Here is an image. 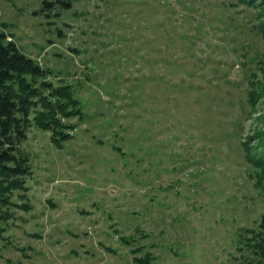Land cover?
Wrapping results in <instances>:
<instances>
[{"label": "rangeland", "instance_id": "rangeland-1", "mask_svg": "<svg viewBox=\"0 0 264 264\" xmlns=\"http://www.w3.org/2000/svg\"><path fill=\"white\" fill-rule=\"evenodd\" d=\"M40 4L0 0V22L81 113L61 117L76 127L60 148L28 129L32 173L1 223L0 264L264 263V193L241 146L264 116L260 102L246 113L264 86L260 10L74 0L48 18Z\"/></svg>", "mask_w": 264, "mask_h": 264}, {"label": "trees", "instance_id": "trees-1", "mask_svg": "<svg viewBox=\"0 0 264 264\" xmlns=\"http://www.w3.org/2000/svg\"><path fill=\"white\" fill-rule=\"evenodd\" d=\"M73 3L74 0H41L35 13L48 18L57 17L60 10L71 9ZM236 3L260 10L258 32L264 39V0H236ZM0 26V238H3L6 229L1 223L11 218L6 209L11 204L17 206L11 195L14 190H27L25 177L32 173L29 156L21 148L31 124L34 122L39 128L48 130L51 141L60 148L62 142L74 137L69 131L76 127L62 122L61 117L80 116L81 109L71 87L55 86L49 80L51 69L42 67L20 48L12 35L5 31V22H0ZM246 97L250 108L247 117L259 102L264 109V86L253 87ZM259 119L262 127L254 128L252 134L246 135L241 146L244 160L252 168L249 175L264 193V116ZM20 197L25 198L24 195ZM260 223L264 227V214L260 215ZM261 241H264L263 237L257 238L255 244L262 257L264 243ZM152 259L149 252L134 257L137 264H154ZM256 264L264 263L259 261Z\"/></svg>", "mask_w": 264, "mask_h": 264}]
</instances>
